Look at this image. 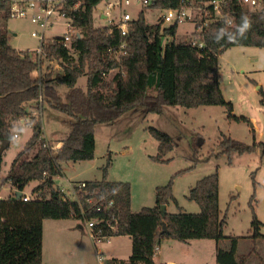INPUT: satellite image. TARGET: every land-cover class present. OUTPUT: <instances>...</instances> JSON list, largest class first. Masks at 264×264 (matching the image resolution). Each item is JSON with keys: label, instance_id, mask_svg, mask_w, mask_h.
<instances>
[{"label": "trees", "instance_id": "trees-1", "mask_svg": "<svg viewBox=\"0 0 264 264\" xmlns=\"http://www.w3.org/2000/svg\"><path fill=\"white\" fill-rule=\"evenodd\" d=\"M101 1L66 0L64 9L72 16L81 36L74 35L69 43L62 35L47 39L46 59L59 60L64 71L44 80L41 92L32 77L38 62L29 50H19L8 42L4 26L11 18L10 7L8 0H0V146L6 140L9 146L23 125L32 129L25 148L17 154L7 176L16 190L13 195L0 197V264H43L44 220L47 218H73L84 226L86 221L95 220V239L131 237V255L126 259L112 257L106 264H155L156 247L165 238L183 242L212 239L217 264H247V256L237 257L240 237L224 235L227 215L221 214L218 172L202 177L190 188L188 198L199 204V212H185L180 208L177 212L167 210L165 214L161 209L163 204L173 201L179 206L173 195L172 180L157 187L154 206H145L135 212L129 181L111 180L106 176L87 180L84 187L76 185L77 195L71 197L55 185L54 177L62 173V162L92 157L91 132L96 124H112L122 115L141 108L162 113L165 105H223L229 118L249 122L247 116L233 113V103L223 95L219 54L238 45L264 47V6L250 8L229 3L225 12L231 22L221 19L204 27L203 47L193 45L188 38L178 40V23L165 27L163 21L150 24L145 13L140 11L129 22L128 54L116 60L109 48L122 40L120 30L113 22L98 26L93 23L94 8ZM148 1L149 8L160 10L185 3L183 0ZM206 1L209 0H186ZM245 18L250 27L241 35ZM169 36L172 40L164 39ZM115 68L118 71L107 81V73ZM84 74L87 75L86 89L77 85ZM60 84L68 87L64 97L58 88ZM41 94L49 105L73 119L71 133L61 139L64 146L56 153L44 137ZM22 120L26 124H22ZM252 130L255 132V128ZM150 131L159 142V153L152 158L167 161L163 156L173 149V137L153 126ZM219 146L222 152L230 155L231 164L232 153L252 152L256 147L264 149V142L255 140L248 144L224 135ZM35 147V154L28 157V151ZM2 161L3 152L0 168ZM32 181L37 184L24 200V190ZM16 191L23 192L21 198ZM261 225L254 211L255 238H264ZM227 237L231 238L229 247L222 245Z\"/></svg>", "mask_w": 264, "mask_h": 264}, {"label": "rangeland", "instance_id": "rangeland-1", "mask_svg": "<svg viewBox=\"0 0 264 264\" xmlns=\"http://www.w3.org/2000/svg\"><path fill=\"white\" fill-rule=\"evenodd\" d=\"M110 1L118 0H102L94 8L95 26L119 21L125 11L130 12L132 17L143 11L150 24L162 21L160 9L149 8L134 0L128 6H114L111 14L107 15ZM170 24L166 21L162 26ZM4 27L8 42L13 47L32 50L39 46V39L32 34L39 27L30 18L11 17ZM193 31L191 21L181 22L176 38L186 39ZM63 32L64 25L58 22L47 29L46 35L61 36ZM164 39L172 40V36ZM219 64L225 99L233 103L234 114L247 116L249 122L229 118L223 105H165L162 113L148 112L143 108L128 112L112 124H96L91 132L92 157L62 162L63 171L55 176V185L73 197V186L82 181L102 179L104 176L111 180L129 181L132 184V209L139 212L145 206H154L157 187L172 180L173 195L179 206L171 201L168 211L177 212L181 208L194 213L200 211V206L188 198L190 188L202 177L218 172L221 214L227 215L224 235L240 237L237 257L247 256V264H264V238H255L252 226L255 211L262 222L260 232L264 235V149L256 147L252 152L243 154L234 152L230 164V155L222 152L219 146L224 135L248 144H253L255 140L264 142V47H229L219 54ZM43 69L44 80L64 71L57 59H46ZM117 71L118 68H115L107 73L106 80L109 81ZM77 85L87 88L86 74L79 77ZM58 88L64 97L68 87L60 84ZM42 103L40 114L44 137L56 153L64 146L61 139L71 133L73 119L49 105L45 99ZM151 126L165 131L174 139L173 149L163 156L167 161L152 158L159 153V142L152 135ZM31 134V127L23 125L18 136L3 151L1 196L14 194L16 187L7 176ZM59 142L60 148L55 147ZM36 148L28 151V157L35 154ZM33 184L27 185L25 194H30ZM233 196L235 198L231 200ZM75 223L73 218L44 220L43 264H106L111 257L126 259L132 253V241L128 235L112 236L110 243H104V240L91 237L86 226L83 229ZM229 237L222 245H231ZM205 239H192L191 242L163 239L161 250L156 252L160 258L157 259L158 264H168L169 260L177 264H215V243L210 245L214 240Z\"/></svg>", "mask_w": 264, "mask_h": 264}, {"label": "built area", "instance_id": "built-area-1", "mask_svg": "<svg viewBox=\"0 0 264 264\" xmlns=\"http://www.w3.org/2000/svg\"><path fill=\"white\" fill-rule=\"evenodd\" d=\"M133 0H118L117 2L110 1L107 6V15L111 14V10L114 6L123 5L128 6L132 4ZM141 5H147L148 0H134ZM177 8H167L161 10V19L163 22L181 23L184 21H191L194 25V31L188 37V40L197 47H203L205 45L204 40V27L209 26L212 22L221 19H227L231 22L228 14L225 12V8L229 3L240 4L250 8L264 6V0H209L201 3L186 2ZM237 1V2H235ZM10 7L11 17H26L30 18L32 22L38 25L39 29L33 31V36L37 37L40 41L39 46L35 49L29 50L34 56L38 67L33 71L32 77L41 89L44 84V61L46 60V53L44 45L47 39L55 37L54 35L47 37V29L53 27L55 23L62 22L64 25L63 37L64 40L69 43L74 35L81 36V32L73 24L72 16L68 15L64 6L66 0H8ZM235 2V3H234ZM76 8V7H75ZM132 19L130 12L125 11L119 21L113 22L115 26L120 30L123 36L122 40L117 46L109 48L110 54L116 59L121 60L123 56L128 54V42L127 34L129 31V22ZM43 97L42 94L39 98L40 108L43 110ZM38 111V110H37ZM22 124H26L25 120L21 121ZM18 136V133L14 134V137ZM79 187L86 186V182L82 181L78 184ZM76 185L73 186V196L77 195ZM66 196L69 194L62 188L61 189ZM24 200L28 199V195L23 196ZM95 220L86 221V227L89 229L91 237L96 238V233L93 231ZM159 247H156V252Z\"/></svg>", "mask_w": 264, "mask_h": 264}, {"label": "crops", "instance_id": "crops-1", "mask_svg": "<svg viewBox=\"0 0 264 264\" xmlns=\"http://www.w3.org/2000/svg\"><path fill=\"white\" fill-rule=\"evenodd\" d=\"M60 144H61V142H59L57 145H55V147L56 146H60ZM60 148V147H59ZM55 178V177H54ZM31 183H34L33 185H31V189L33 188V186H35L36 184H37V181H32V182H30V184ZM29 184V185H30ZM0 187H2V183H0ZM15 190L16 189H14L13 190V192H15ZM10 195V194H9ZM8 195V196H9ZM0 197H7V196H1V194H0ZM168 208H169V204L167 205V210H168ZM75 225H78L80 228H83L84 229V225H82L81 223H80V221H78V220H76V223H75ZM72 226V225H71ZM124 236V235H123ZM118 237V236H117ZM131 238V237H130ZM111 239H112V237H110V238H107V239H105L104 240V243H110L111 242ZM204 239V238H203ZM205 240H208V239H205ZM132 241V240H131ZM210 241V240H209ZM212 241V240H211ZM189 242H191V240L189 241ZM161 245H162V243H161ZM161 245L159 246V251L161 250ZM210 245H212V246H214V242H211V244ZM207 246V245H206ZM97 248V247H96ZM131 255V254H130ZM129 255V256H130ZM112 258V257H111ZM110 259V258H109ZM157 259H160L159 258V256L157 255V254H155L154 255V261H155V264H158L159 263V261L157 260ZM168 264H177V262H175L174 260H169L168 261ZM202 264H206V263H202ZM215 264H217L216 263V261H215Z\"/></svg>", "mask_w": 264, "mask_h": 264}, {"label": "water", "instance_id": "water-1", "mask_svg": "<svg viewBox=\"0 0 264 264\" xmlns=\"http://www.w3.org/2000/svg\"><path fill=\"white\" fill-rule=\"evenodd\" d=\"M107 1V0H105ZM9 144V140H6L1 146H0V154L5 150V148H7V145ZM22 194L23 192L21 191H16V195L18 198H21L22 197ZM161 209H162V212L163 214H165L167 212V205L166 204H163L161 206ZM164 229H166V223L164 222Z\"/></svg>", "mask_w": 264, "mask_h": 264}, {"label": "clouds", "instance_id": "clouds-1", "mask_svg": "<svg viewBox=\"0 0 264 264\" xmlns=\"http://www.w3.org/2000/svg\"><path fill=\"white\" fill-rule=\"evenodd\" d=\"M248 27H250V23H249V21L247 20V18H245V19H244V24H243L242 28L240 29V33H241V35H243L244 31H245Z\"/></svg>", "mask_w": 264, "mask_h": 264}]
</instances>
